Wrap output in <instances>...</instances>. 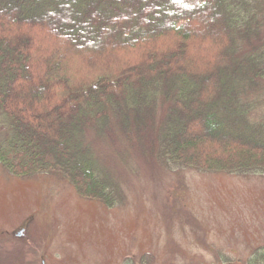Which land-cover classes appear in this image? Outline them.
<instances>
[{
  "label": "trees",
  "instance_id": "obj_1",
  "mask_svg": "<svg viewBox=\"0 0 264 264\" xmlns=\"http://www.w3.org/2000/svg\"><path fill=\"white\" fill-rule=\"evenodd\" d=\"M260 3L0 0V162L16 176L59 175L107 206L120 185L89 131L151 141L173 166L264 172V41L249 29ZM210 24L223 40L200 43Z\"/></svg>",
  "mask_w": 264,
  "mask_h": 264
},
{
  "label": "rangeland",
  "instance_id": "obj_2",
  "mask_svg": "<svg viewBox=\"0 0 264 264\" xmlns=\"http://www.w3.org/2000/svg\"><path fill=\"white\" fill-rule=\"evenodd\" d=\"M260 2L254 44L264 41ZM195 33L200 43L223 40L211 24ZM8 127L0 114V140ZM88 136L120 185L114 206L82 197L59 175L16 176L0 162V264H264L254 261L264 249V172L173 166L151 141Z\"/></svg>",
  "mask_w": 264,
  "mask_h": 264
},
{
  "label": "flooded vegetation",
  "instance_id": "obj_3",
  "mask_svg": "<svg viewBox=\"0 0 264 264\" xmlns=\"http://www.w3.org/2000/svg\"><path fill=\"white\" fill-rule=\"evenodd\" d=\"M25 231V227L21 228L19 231H14V233H16L18 236L22 235Z\"/></svg>",
  "mask_w": 264,
  "mask_h": 264
}]
</instances>
